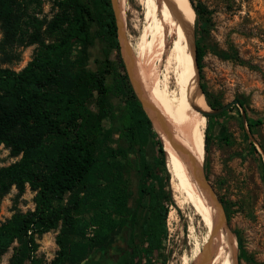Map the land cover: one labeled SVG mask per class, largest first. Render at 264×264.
Instances as JSON below:
<instances>
[{
	"label": "trees",
	"instance_id": "16d2710c",
	"mask_svg": "<svg viewBox=\"0 0 264 264\" xmlns=\"http://www.w3.org/2000/svg\"><path fill=\"white\" fill-rule=\"evenodd\" d=\"M190 2L199 71L209 17ZM25 9L0 0V54L34 45L21 69L0 65V144L18 157L0 166V195L28 185L34 207L0 222V257L12 247L9 264H46L36 240L60 226L47 264H80L126 227L128 264H156L174 205L170 175L121 57L112 0H51L42 18ZM199 86L209 107L221 106ZM208 139L205 132V150Z\"/></svg>",
	"mask_w": 264,
	"mask_h": 264
},
{
	"label": "rangeland",
	"instance_id": "374dc122",
	"mask_svg": "<svg viewBox=\"0 0 264 264\" xmlns=\"http://www.w3.org/2000/svg\"><path fill=\"white\" fill-rule=\"evenodd\" d=\"M19 1L29 15L42 18L52 13L51 0ZM192 2L207 10L209 17L205 38L199 40L205 54L197 71V84L205 86L211 102L221 105L235 99L242 102V105L233 104L219 116H205L204 134L207 132L209 139L200 171L202 183L209 188L214 203L222 208L223 227L236 236L232 264H264V0ZM186 4L188 9L192 8L190 0H186ZM159 14L160 8L153 0H126L124 29L126 42L133 50L143 32L150 30L145 38L159 42L162 60L160 64L156 60V64L164 75L166 54L163 53L172 45L173 38L158 25ZM199 25L193 12L194 45L198 41L195 30ZM33 51L34 45L12 46L6 55L0 54V65L19 70L31 59ZM166 75L168 95L177 104L181 90L172 68ZM203 101L208 107L205 95ZM188 115L187 125L194 128L195 117ZM16 159L18 157L11 156L8 148L0 144V166ZM171 190L174 205L169 206L167 233L156 264H183L184 258L187 264H194L196 247L201 244L207 228L189 202L172 187ZM34 194L27 185L21 195H17L15 187L0 195V222L16 211L33 209ZM219 211L221 213L220 208ZM59 229L60 226L51 229L36 240L37 255L46 264L58 248L55 238ZM127 233L126 227L117 230L80 264H112L110 257L116 248L127 255L130 250ZM11 253L12 247L0 257V264H9ZM118 264H128V259Z\"/></svg>",
	"mask_w": 264,
	"mask_h": 264
},
{
	"label": "bare ground",
	"instance_id": "6f19581e",
	"mask_svg": "<svg viewBox=\"0 0 264 264\" xmlns=\"http://www.w3.org/2000/svg\"><path fill=\"white\" fill-rule=\"evenodd\" d=\"M153 1L156 7L160 8L158 25L160 24L159 26L173 38L172 45L168 49L165 47L167 50L163 53L166 54L165 73L163 75L156 64V60L159 64L162 60L159 42L145 38L150 30L146 33L144 31L140 36L136 50L127 44L124 29L126 0H112L118 25L122 28L119 38L125 67L133 88L151 116L154 130L162 142L172 189L189 202L207 228L201 244L196 247L194 264H232L236 236L230 235L223 227L219 208L201 179L206 126V118L201 111L208 110V107L204 104V95L197 84L190 43L194 10L193 7L187 8L186 0ZM145 7L147 9V6ZM154 37L157 38H152ZM171 68L175 82L181 90L177 104L173 103V98L169 97L167 90L166 72ZM188 114L195 117L194 128L187 125ZM170 118L173 122H170ZM183 264H187L186 258L183 259Z\"/></svg>",
	"mask_w": 264,
	"mask_h": 264
},
{
	"label": "water",
	"instance_id": "95a60500",
	"mask_svg": "<svg viewBox=\"0 0 264 264\" xmlns=\"http://www.w3.org/2000/svg\"><path fill=\"white\" fill-rule=\"evenodd\" d=\"M114 9V8H113ZM116 16V15H115ZM192 34V33H191ZM190 43H191V47H192V52H193V55H195V45L193 44V37H192V35H191V40H190ZM121 57H122V55H121ZM123 59V58H122ZM124 61V60H123ZM125 63V62H124ZM194 63H195V58H194ZM195 68H196V73H197V67H196V64H195ZM198 83V82H197ZM198 87L200 88V86H199V84H198ZM200 90H201V88H200ZM203 93V92H202ZM141 101V100H140ZM141 103H142V101H141ZM233 104H238V100H232V101H229V102H227V103H225V104H222L221 106H219L218 108H215V109H213V108H211V107H209V109L208 110H202L201 111V113L205 116V115H210V114H217V113H220V112H222L223 110H226L227 108H229V107H231ZM243 118H244V115H243ZM164 150V149H163ZM203 184V183H202ZM206 188H208V187H206ZM209 189V188H208ZM210 191V190H209ZM210 194H211V192H210ZM213 198V197H212ZM216 203V202H215ZM217 205V204H216ZM217 206H219V205H217ZM219 208L221 209V216L223 217V212H222V208H221V206H219Z\"/></svg>",
	"mask_w": 264,
	"mask_h": 264
},
{
	"label": "flooded vegetation",
	"instance_id": "af4514ba",
	"mask_svg": "<svg viewBox=\"0 0 264 264\" xmlns=\"http://www.w3.org/2000/svg\"><path fill=\"white\" fill-rule=\"evenodd\" d=\"M127 235H128V233H127ZM97 249V248H96ZM96 249H94L90 254H89V256L96 250ZM129 250V249H128ZM129 252H130V250H129ZM129 252H127V255H125L124 254V252H123V250L121 249H115V252H112L111 253V257H110V261H111V263L112 264H118V263H120L121 262V260L123 261V260H125V258H128V253ZM88 256V257H89ZM87 257V258H88Z\"/></svg>",
	"mask_w": 264,
	"mask_h": 264
}]
</instances>
